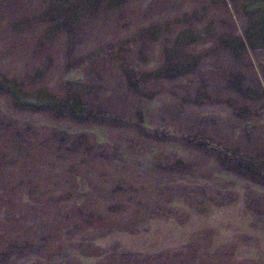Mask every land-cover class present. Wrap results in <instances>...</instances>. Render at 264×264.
<instances>
[{
	"label": "rangeland",
	"instance_id": "obj_1",
	"mask_svg": "<svg viewBox=\"0 0 264 264\" xmlns=\"http://www.w3.org/2000/svg\"><path fill=\"white\" fill-rule=\"evenodd\" d=\"M0 264H264V0H0Z\"/></svg>",
	"mask_w": 264,
	"mask_h": 264
}]
</instances>
